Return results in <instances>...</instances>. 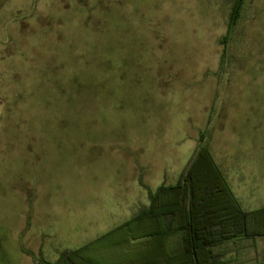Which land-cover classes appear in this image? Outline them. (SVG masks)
Listing matches in <instances>:
<instances>
[{"label":"rangeland","instance_id":"1","mask_svg":"<svg viewBox=\"0 0 264 264\" xmlns=\"http://www.w3.org/2000/svg\"><path fill=\"white\" fill-rule=\"evenodd\" d=\"M235 2L0 0V264L89 244L91 264H145L122 229L139 180L177 185L202 133L264 208V0L230 26ZM237 241L226 258L264 263V237Z\"/></svg>","mask_w":264,"mask_h":264},{"label":"trees","instance_id":"2","mask_svg":"<svg viewBox=\"0 0 264 264\" xmlns=\"http://www.w3.org/2000/svg\"><path fill=\"white\" fill-rule=\"evenodd\" d=\"M243 3L236 0L230 26L237 24ZM222 44H228L227 36ZM149 198V207L122 227L135 237L155 240L145 264H241L236 257L226 258L228 252L222 247L237 244L240 236L248 241L264 237V208L242 209L208 148L206 133L201 134L179 183L161 186ZM90 247L65 251L57 263L41 259V264H91L86 256Z\"/></svg>","mask_w":264,"mask_h":264},{"label":"crops","instance_id":"3","mask_svg":"<svg viewBox=\"0 0 264 264\" xmlns=\"http://www.w3.org/2000/svg\"><path fill=\"white\" fill-rule=\"evenodd\" d=\"M210 148H211V154H212V156H213V158H214V160H215V162H216V164L219 166V168L221 169V171H222V173L224 174V176H225V179H226V181H227V183H228V185L230 186V188H231V190L233 189L234 190V186L237 184V179H238V177H240V175L239 176H236V175H231V173H230V171H231V169L233 168V166H231V165H229L228 163H226V162H224L223 161V159L222 158H220V156H218L217 155V152H215V150H214V148H213V146L212 145H210ZM240 179H243V177H240ZM242 181V180H241ZM139 185L142 187V189H143V199L144 200H142V201H136L135 203H133V208H132V211H130V209L128 208L127 209V212H128V214H127V216H125V218H124V222H123V224H122V227L123 226H126V225H128L129 223H131L132 221H133V219L135 218V216L141 211V210H143L144 208H148L149 207V205H150V198H149V194L151 193V191L149 190V192H147L148 191V189H146L143 185H142V182L139 180ZM161 187V186H160ZM159 188V187H158ZM157 188V189H158ZM156 189V190H157ZM155 190V189H154ZM155 190V191H156ZM154 192V191H153ZM147 194V195H146ZM234 194V193H233ZM236 197V196H235ZM146 198H147V200H148V202H147V200H146ZM237 200H239V199H237ZM239 203H240V205H241V207H242V209L243 210H245L244 209V207L242 206V203L240 202V200L238 201ZM245 211H247V210H245ZM248 212H251V211H248ZM117 230V229H116ZM118 230H119V228H118ZM124 230H126V229H124ZM114 231V230H113ZM112 231V232H113ZM126 232H127V230H126ZM131 236H132V238L134 239V241H138L139 242V245H141V247L143 246L144 248H145V246H146V244L147 243H150L151 241H153L151 238H149V237H145V236H143V235H140V234H138L136 237H135V235L134 234H132V233H129ZM128 234V235H129ZM136 238V239H135ZM175 239V238H174ZM148 241V242H147ZM155 241V240H154ZM125 242H123V244H124ZM144 243V244H143Z\"/></svg>","mask_w":264,"mask_h":264}]
</instances>
